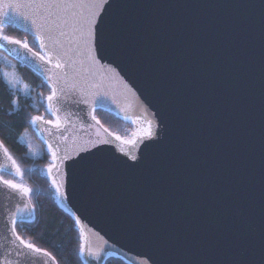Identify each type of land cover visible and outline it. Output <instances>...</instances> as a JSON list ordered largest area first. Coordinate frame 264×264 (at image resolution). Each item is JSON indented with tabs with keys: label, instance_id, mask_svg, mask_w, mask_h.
I'll use <instances>...</instances> for the list:
<instances>
[{
	"label": "water",
	"instance_id": "water-1",
	"mask_svg": "<svg viewBox=\"0 0 264 264\" xmlns=\"http://www.w3.org/2000/svg\"><path fill=\"white\" fill-rule=\"evenodd\" d=\"M10 2L0 0L3 26L33 37L31 21H42ZM112 3L122 43L108 62L119 76L97 68L90 79L101 86L91 88L88 99L105 94L96 109L130 122L133 130L121 136L98 117L100 125L82 126L95 121L81 105L80 119L73 116L69 125L68 148L96 139L97 129L111 143L101 146L93 163L70 171L55 191L59 205L81 220V243L99 253V259L86 253L84 264H104L111 256L129 264H264V0ZM1 49L38 74L40 62L31 63L30 53L13 45ZM148 120L158 125V140L134 148L122 142ZM129 151L141 158L138 167H129ZM17 202L0 189V256L7 248L20 264H59L42 255L17 257L3 238L14 239L4 224Z\"/></svg>",
	"mask_w": 264,
	"mask_h": 264
},
{
	"label": "snow or ice",
	"instance_id": "snow-or-ice-1",
	"mask_svg": "<svg viewBox=\"0 0 264 264\" xmlns=\"http://www.w3.org/2000/svg\"><path fill=\"white\" fill-rule=\"evenodd\" d=\"M8 7L32 9L33 15L42 21L39 25L36 19L31 21L33 43L38 44L39 50H35L26 38L16 39L3 34L2 31H0V41L3 43H0V48L8 45L18 46L31 54V63L36 65L39 61L36 67L42 80L38 87L47 89V94L39 91L33 96L32 87L24 83L15 73V65H8L13 68L11 74L0 68V81L7 85L9 94L16 97L10 101V107L7 110L0 106V113L9 116H18L22 113V119L28 128L41 134L44 148L39 151L35 150L28 140L27 128L18 133L19 142L28 149L25 156L46 154L50 157V162L43 175L51 180V186L59 193L60 186L66 182L70 171L74 172L77 166L82 164L93 163L91 158L104 150L101 146L111 143L110 140L101 136L97 129L96 139L73 141L74 146L69 149L67 133L69 125L74 127L72 117L80 119V112L83 111L80 108L81 105H87V115L95 121V125L84 124L82 121V126L93 128L100 125L95 111L97 104L103 103L105 94L97 91L95 98L89 101V90L93 87L98 89L101 86L100 83L90 78L97 74V68L105 75L110 72L114 76H119L117 68L108 62V58L120 51L121 29L111 18L112 0H12ZM5 15L7 16V13ZM3 24L4 22L0 21V29ZM9 50L16 51V48ZM121 83H124L122 78ZM124 86L129 88L126 83ZM129 91L132 89L129 88ZM21 96L32 99L33 104L30 107L36 112L43 108V114L29 112L27 107L22 105ZM73 105L79 111L73 110ZM146 123L147 127H142L138 133H133V139L122 142L134 148L138 142L158 140L159 136L156 132L158 125L153 120H148ZM5 127L10 128V124L0 120V129ZM104 131L106 132L107 129ZM116 139L120 140L121 137L117 136ZM148 146L145 145L146 148ZM121 151L123 152L124 149L121 148ZM0 153L6 161L10 162L0 164V189H5L9 194H15L19 198V202L15 205L16 210L9 211L8 219L4 224L5 231H10L14 239H9L8 236L3 238L15 246L17 257L42 255L55 260L50 252L36 247L17 233L18 220H23L24 217L29 218V223L35 220L34 207L31 206L30 201L31 196L38 195L39 191L24 182L25 172L31 170L20 167L9 153V149L4 146L3 140H0ZM124 154L132 161L129 167L135 168L142 163L141 158L133 152L129 151ZM62 168L65 169L64 172H61ZM54 170L55 174L59 175V181L54 175ZM5 175L12 178L6 179ZM80 223L81 220L77 217L76 224ZM81 240H84L83 230H81ZM104 243L107 244L108 241L105 240ZM3 247L4 245L0 244V248ZM86 253L93 259H99V253L93 251L90 242L87 247L82 242L78 249L81 258ZM10 256L11 252L5 248L4 254L0 256V264H20V260L10 259ZM44 264H48V260H45Z\"/></svg>",
	"mask_w": 264,
	"mask_h": 264
},
{
	"label": "trees",
	"instance_id": "trees-1",
	"mask_svg": "<svg viewBox=\"0 0 264 264\" xmlns=\"http://www.w3.org/2000/svg\"><path fill=\"white\" fill-rule=\"evenodd\" d=\"M3 34L17 38L28 39L30 45L38 50V45L33 43V37L12 25H5L0 29ZM0 56L10 58L1 48ZM11 59V58H10ZM17 74L25 82L29 84L33 91V96L36 92L44 91L47 94V89L38 87L42 77L24 65L17 64ZM3 62L0 59V68L3 69ZM14 95H10L7 91V85L0 81V106L5 110L10 107V101L15 99ZM22 105L27 107V110L32 114H43V108L36 112L30 106L33 104L32 99L20 97ZM96 117L100 119L102 124L110 131L120 134L121 136H129L133 130L130 122L121 119L113 113L103 109H96ZM49 118V117H48ZM0 120L8 122L9 127L0 129V139L9 149L10 153L26 171L24 176L25 183L37 189L38 195H32L31 199L35 207V220L29 222H17V232L26 241H30L39 248L50 252L58 261L59 264H84L82 258L78 254V249L81 244V235L76 227L74 218L67 213L58 203L55 197V189L51 186L50 180L43 175L46 171V166L50 162V157L46 154H41L39 157L32 155L25 156L28 151L27 147L19 142L18 133L23 132L26 128L28 132L40 144L41 149L44 145L41 139L36 134L35 130L28 128L24 123L21 115H5L0 113ZM7 176V175H5ZM104 264H129L123 259L111 256L106 259Z\"/></svg>",
	"mask_w": 264,
	"mask_h": 264
},
{
	"label": "rangeland",
	"instance_id": "rangeland-1",
	"mask_svg": "<svg viewBox=\"0 0 264 264\" xmlns=\"http://www.w3.org/2000/svg\"><path fill=\"white\" fill-rule=\"evenodd\" d=\"M0 59L3 62V70L9 72L10 74L13 72V68L8 67V65H15V73L17 74V65L12 61V59L4 57V56H0ZM18 75V74H17ZM25 83V82H24ZM127 137V136H126ZM28 140L32 143L33 148L37 151H39L41 149L40 144L36 141V139L31 135V133L28 132ZM41 154L39 155H35L34 157H39ZM6 179H11L12 177L9 176H5ZM25 182V181H24Z\"/></svg>",
	"mask_w": 264,
	"mask_h": 264
},
{
	"label": "flooded vegetation",
	"instance_id": "flooded-vegetation-1",
	"mask_svg": "<svg viewBox=\"0 0 264 264\" xmlns=\"http://www.w3.org/2000/svg\"><path fill=\"white\" fill-rule=\"evenodd\" d=\"M50 118V117H49Z\"/></svg>",
	"mask_w": 264,
	"mask_h": 264
}]
</instances>
